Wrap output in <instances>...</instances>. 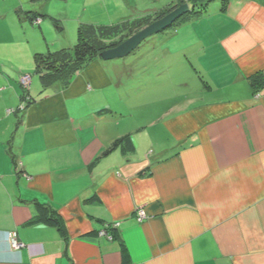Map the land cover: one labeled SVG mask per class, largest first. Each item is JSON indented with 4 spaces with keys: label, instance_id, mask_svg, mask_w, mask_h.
I'll return each instance as SVG.
<instances>
[{
    "label": "crops",
    "instance_id": "1",
    "mask_svg": "<svg viewBox=\"0 0 264 264\" xmlns=\"http://www.w3.org/2000/svg\"><path fill=\"white\" fill-rule=\"evenodd\" d=\"M211 2L167 33L151 82L98 59L67 87L33 81L16 124L0 116V264H264V88L250 84L264 75V0ZM174 65L197 95L167 88L136 107ZM129 103L153 113L131 120ZM127 138L133 152L113 150ZM41 207L64 232L30 224Z\"/></svg>",
    "mask_w": 264,
    "mask_h": 264
},
{
    "label": "rangeland",
    "instance_id": "2",
    "mask_svg": "<svg viewBox=\"0 0 264 264\" xmlns=\"http://www.w3.org/2000/svg\"><path fill=\"white\" fill-rule=\"evenodd\" d=\"M176 1L177 0H0V116L5 115L7 109L16 110L20 106L19 99L24 90L20 85L21 82L19 83V79H17L18 76L26 74L31 76L30 79L32 82H40V76L36 73L34 65V56L36 53L48 52L49 49L51 51H56L64 45H66L67 48L75 46L78 42V29L81 25L114 26L122 22L137 19L146 13L151 12V14H156ZM205 1L207 0H186V3L190 5V8H193L194 3H198L196 4L197 6L200 2ZM212 3H214V1L211 2V4ZM201 5L202 4H200V6ZM20 9H23V11L18 13ZM199 9L200 8H198V10ZM27 13L30 15H32V13L38 15L37 17H32L34 19V24H32L30 20H27ZM39 22L42 24L38 25ZM153 23L155 22L153 21ZM153 23L149 24V26ZM141 31L142 30L135 32L134 35ZM170 32H172V29L150 37L131 55L119 61L130 64L127 66L128 71L136 69L137 71L134 72L136 76L141 79V82H143L145 78L151 82L150 74L152 73V76L154 75L156 70L159 69L160 65L163 63L161 62L159 64V62L162 60L164 61L165 56L169 53V49L163 47V40L167 38V33ZM161 42L163 43L161 44ZM160 46H162L161 49ZM186 66L187 65H182L179 67L174 65L170 73L175 76V80L169 78L171 83L167 85L166 81H159L158 86H163L161 89L152 94L140 95V97L136 96L140 98V100L135 102L136 107L143 106L147 103L142 100L148 99L150 95L156 96V93L166 91L167 88L172 90L174 97L197 95L199 92V83L198 86H194L193 81L188 79L189 77H187L185 71ZM21 70H24V72ZM177 76L179 78H176ZM10 78H12V86L19 91V96L13 94L14 89L12 90L8 87V79ZM4 88H9L10 90L8 91ZM127 89L133 92L136 87L130 86ZM134 96L135 94H133L132 97ZM136 97L133 98L131 103L134 102ZM127 108L133 113L131 120H136L142 116H148L153 113L150 107H141L140 109L134 110L131 108L130 103L127 105ZM163 108V106H159L158 111L156 110L155 112L160 114ZM175 108L174 112H178V109L181 107L179 105ZM14 115L15 114H13V116L7 115L5 120L7 122L13 120L14 122L16 119V124L18 118ZM137 124L139 126H144L148 123L139 122ZM0 127V132H3L2 129H8L3 124H0ZM7 133L9 134L8 137H10L9 129ZM0 138H3L2 134H0ZM144 146V144L140 145V147Z\"/></svg>",
    "mask_w": 264,
    "mask_h": 264
},
{
    "label": "trees",
    "instance_id": "3",
    "mask_svg": "<svg viewBox=\"0 0 264 264\" xmlns=\"http://www.w3.org/2000/svg\"><path fill=\"white\" fill-rule=\"evenodd\" d=\"M211 1L214 0L200 2V4H202V7L200 6V4L196 6V4L198 3H194L192 11L182 17L170 29L173 30L182 25L183 23L190 20H194L203 15L206 12V8L208 7L209 2ZM184 3H186V0H177L175 3L168 5L156 14H151V12L146 13L145 15L137 19L122 22L114 26L81 25L78 29V42L75 46L69 48H62L56 51H48L47 53L35 54V71L40 76L42 90L45 91L51 88L52 86L58 84L63 87L69 86V84L72 82L78 72L85 69L95 60L100 59L99 56L102 52L118 47L123 42L133 37L135 32L139 30H144L149 26V24L153 23V21L156 22L164 18ZM198 8L200 9L198 10ZM33 16L37 17L38 15L35 13H32V15L27 13L26 18L27 20H30L31 23H33ZM40 24L41 22H39L38 25ZM20 76H18L17 79H19ZM250 84L253 87L255 94L259 93V91L264 88V75L258 74L253 76L252 78H250ZM21 86L24 91L20 96V107L16 110L9 109L8 111H11L10 113H8L7 111L9 115L19 113V111L20 113H23L26 108L34 102V99L30 94V87L26 88L23 85ZM118 149L122 152H133L135 150V147L131 139L127 138L124 140L117 141L114 144L113 150ZM40 210L42 214L36 219H34L30 223L31 225L35 223L44 222L49 225H54L58 227L61 232H64L61 223L56 220L55 217L49 216L48 208L41 207ZM104 230L108 235L111 236L112 239L118 238L117 228L114 225H109ZM123 255L125 257L124 259H126V249L124 246Z\"/></svg>",
    "mask_w": 264,
    "mask_h": 264
},
{
    "label": "water",
    "instance_id": "4",
    "mask_svg": "<svg viewBox=\"0 0 264 264\" xmlns=\"http://www.w3.org/2000/svg\"><path fill=\"white\" fill-rule=\"evenodd\" d=\"M191 10L192 9L190 8V5L188 3L181 5L173 12L156 21L118 47L102 52L99 56L100 60L104 62L119 61L128 57L150 37L158 35L172 28L183 16L187 15Z\"/></svg>",
    "mask_w": 264,
    "mask_h": 264
},
{
    "label": "built area",
    "instance_id": "5",
    "mask_svg": "<svg viewBox=\"0 0 264 264\" xmlns=\"http://www.w3.org/2000/svg\"><path fill=\"white\" fill-rule=\"evenodd\" d=\"M31 77L29 75H22L19 77V82H21L23 84L24 87L28 88L31 85ZM21 84V85H22ZM11 111H8V113H10ZM137 219L139 222H143L144 220L148 219L147 213L145 212L144 209H139L136 213ZM115 226V225H114ZM116 227V226H115ZM106 232L103 231V234H105ZM10 239H11V243L13 245L14 248H21L23 247V244H21L18 239H17V235H10Z\"/></svg>",
    "mask_w": 264,
    "mask_h": 264
},
{
    "label": "clouds",
    "instance_id": "6",
    "mask_svg": "<svg viewBox=\"0 0 264 264\" xmlns=\"http://www.w3.org/2000/svg\"><path fill=\"white\" fill-rule=\"evenodd\" d=\"M183 5V4H182ZM192 9V8H191ZM192 11V10H191ZM24 75H26V74H24ZM31 77V76H30ZM31 83H32V80H31Z\"/></svg>",
    "mask_w": 264,
    "mask_h": 264
}]
</instances>
